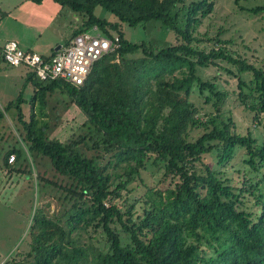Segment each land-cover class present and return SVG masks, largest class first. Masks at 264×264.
I'll return each mask as SVG.
<instances>
[{"label":"trees","instance_id":"16d2710c","mask_svg":"<svg viewBox=\"0 0 264 264\" xmlns=\"http://www.w3.org/2000/svg\"><path fill=\"white\" fill-rule=\"evenodd\" d=\"M53 1L82 16L72 39L97 26L106 37L118 34L120 48L97 61L81 86L63 79L43 81L27 67L11 65L27 70L25 85L31 84L35 92L31 99L21 92L6 105V112L0 109V120L17 110L29 153L50 161L61 178L59 184L41 177L40 189L46 193L45 187L52 186L56 197L63 192V202L70 206L53 216L37 208L26 241L29 249L5 264H264V135L259 140L250 131L238 133L233 117L224 110L229 93L220 89L218 75H201V69L219 66L237 77L240 100L259 123L264 112V66L229 52L230 40L201 46L213 39L204 41L195 32L214 10L215 1ZM240 6L252 14L264 13V5ZM98 7L117 21L98 15ZM151 21L172 32L176 43L159 48L147 41L133 43L121 29V23L136 28ZM4 45L0 60L5 63ZM54 53L55 48L44 56ZM250 72L254 77L247 80L244 74ZM58 90L86 115L82 125L86 132L67 142L51 138L48 120L34 111L26 120L22 108L25 103L33 107L37 100L45 108L48 96ZM193 94L202 105L195 103ZM239 149L247 154L242 185L225 169ZM214 152L220 168L203 161ZM12 153L16 160L10 163ZM23 158L24 151L13 148L6 153L4 166L10 173L29 175L26 167H17ZM153 166L166 178L178 177L176 186L148 188L134 202L122 204V191L132 178ZM120 227L128 235L126 242ZM90 228L102 229L106 251L92 242Z\"/></svg>","mask_w":264,"mask_h":264},{"label":"rangeland","instance_id":"374dc122","mask_svg":"<svg viewBox=\"0 0 264 264\" xmlns=\"http://www.w3.org/2000/svg\"><path fill=\"white\" fill-rule=\"evenodd\" d=\"M17 1L0 0V47L6 43H3V40L15 39L22 48H32L35 52L47 55L45 47L50 46V49H54L56 43L66 45L72 39L74 28L82 22L81 15L76 16L68 8L61 6L59 8L55 1L48 2L54 3L52 6L45 4L41 10L38 8L34 12L28 11L22 5L14 8L13 4ZM214 1V10L203 19L195 32V35L204 41L207 38L213 40L202 42L201 46L208 48L217 39L230 40L232 43L227 44L229 52L239 53L242 58L256 66H264V13L252 14L240 6L247 9L264 5V0H239L240 5L235 0ZM53 8H55L54 11ZM96 13L110 21H117L113 14L101 7L96 9ZM121 29L125 32L126 38L133 43L147 41L155 48L176 43L175 35L172 32H166L159 22L151 21L136 28L130 27L127 23H121ZM92 33L96 32L92 31ZM36 42L38 46L34 47ZM141 55L142 53L131 54L129 58ZM222 64L227 66L226 63ZM26 71L23 67L14 68L0 60V109L3 112H6L4 110L6 105L16 100L21 92L24 98L33 97L35 89L31 84L25 85ZM201 75L206 77L218 75L217 82L220 89L229 93L224 110L226 114L233 117L236 130L244 135L250 131L260 140V137L264 135V112L259 115L258 123L255 112L245 108L239 97V79L219 66L201 69ZM244 75L247 80L254 77L251 72ZM245 89L247 92L250 91ZM192 98L195 103L202 105L203 101H200L197 94H193ZM47 101L45 108L38 100L33 107L26 103L22 104L25 119L29 120L31 112L34 111L41 120H48L45 122L49 124V136L63 142L86 132L82 128L86 115L71 102L67 94L58 90L49 95ZM205 107L209 108L211 105L206 104ZM202 112L205 113L204 108ZM17 114V110L12 109L0 120V264H5L15 254L23 256L29 249V243L26 241L30 233L32 217L37 208L42 207L47 215L53 216L55 213H63L70 206L68 202H63V192L56 193V197L55 193H51L52 186L45 187L46 193L42 192V188L40 189L41 177L58 181L59 184L61 178L46 158L31 156L22 135L25 131ZM13 148H21L24 151V158L18 162L17 167H26L31 174L27 175L18 171L10 173L4 166L6 153ZM87 152L89 155L93 154V150ZM242 153L244 149H239L236 158L225 168L228 174L235 178L237 185L243 184L246 172L243 159L247 157V154L242 155ZM106 160L104 163L107 162ZM203 161L220 168L216 164L218 161L216 152L206 154ZM141 173V177L135 175L128 188L122 191L123 197L119 199L122 204L127 201L128 203L134 202L145 195L148 188L165 190L175 187L179 181L178 177L173 179L172 176H168L166 178L164 171L154 166L148 170H142ZM258 173L261 174L263 171ZM63 182L67 180L64 179ZM59 196L62 198L58 199ZM96 230L90 228L88 232L95 235L92 242L106 251L108 249L106 237L101 234V228ZM120 230L123 241H128L127 233L121 227Z\"/></svg>","mask_w":264,"mask_h":264},{"label":"built area","instance_id":"2783aa9c","mask_svg":"<svg viewBox=\"0 0 264 264\" xmlns=\"http://www.w3.org/2000/svg\"><path fill=\"white\" fill-rule=\"evenodd\" d=\"M92 31L75 36L68 45L61 46L50 56L24 50L14 40L7 41L3 57L12 66L27 67L40 80L63 79L72 85L81 86L97 61L120 48L118 34L113 38L106 37L98 31L97 26ZM15 160L16 154L12 153L9 162Z\"/></svg>","mask_w":264,"mask_h":264},{"label":"crops","instance_id":"0c3cea01","mask_svg":"<svg viewBox=\"0 0 264 264\" xmlns=\"http://www.w3.org/2000/svg\"><path fill=\"white\" fill-rule=\"evenodd\" d=\"M24 2V3H23ZM48 2H53V0H44L41 4H36V3H33V2H31V1H29V0H24V1H21V0H18L17 1V3H15V4H13V7L15 8V7H18V6H20V5H22V6H24V8H26L28 11H30V12H34V11H36L38 8H40V10H41V8H42V6H44L45 4H48V5H53L54 3H48ZM23 3V4H22ZM56 6H58L59 8H60V5L59 4H57ZM55 8H57V7H55ZM55 8H53V11L55 10ZM52 11V10H51ZM11 40H14V41H16L18 44H19V46H20V43L17 41V40H15V39H7V41H11ZM7 41H4L3 40V43L4 42H7ZM58 45H62V44H55L54 46H58ZM38 46V42H36L35 44H34V47H37ZM53 46V47H54ZM21 47V46H20ZM22 48V47H21ZM51 47L49 46V47H45V49L47 50V52H48V54H50L52 51H53V49H50ZM22 49H24V50H30V51H34V50H32V48H22ZM35 52V51H34ZM47 54V55H48Z\"/></svg>","mask_w":264,"mask_h":264},{"label":"water","instance_id":"95a60500","mask_svg":"<svg viewBox=\"0 0 264 264\" xmlns=\"http://www.w3.org/2000/svg\"><path fill=\"white\" fill-rule=\"evenodd\" d=\"M62 45H58L57 47H55V51H57L58 49L61 48Z\"/></svg>","mask_w":264,"mask_h":264},{"label":"clouds","instance_id":"9594fccd","mask_svg":"<svg viewBox=\"0 0 264 264\" xmlns=\"http://www.w3.org/2000/svg\"><path fill=\"white\" fill-rule=\"evenodd\" d=\"M15 154V153H14Z\"/></svg>","mask_w":264,"mask_h":264}]
</instances>
